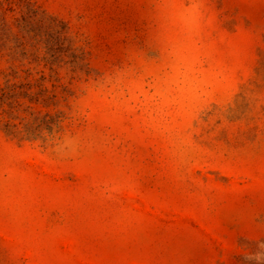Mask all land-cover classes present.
Masks as SVG:
<instances>
[{
    "label": "rangeland",
    "instance_id": "rangeland-1",
    "mask_svg": "<svg viewBox=\"0 0 264 264\" xmlns=\"http://www.w3.org/2000/svg\"><path fill=\"white\" fill-rule=\"evenodd\" d=\"M0 264H264V0H0Z\"/></svg>",
    "mask_w": 264,
    "mask_h": 264
}]
</instances>
